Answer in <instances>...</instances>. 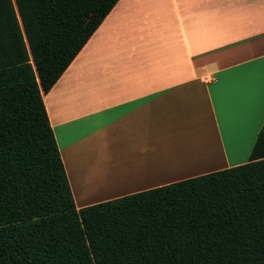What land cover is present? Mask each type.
<instances>
[{
	"label": "crops",
	"instance_id": "obj_1",
	"mask_svg": "<svg viewBox=\"0 0 264 264\" xmlns=\"http://www.w3.org/2000/svg\"><path fill=\"white\" fill-rule=\"evenodd\" d=\"M44 100L78 208L246 163L264 0H119Z\"/></svg>",
	"mask_w": 264,
	"mask_h": 264
},
{
	"label": "trees",
	"instance_id": "obj_2",
	"mask_svg": "<svg viewBox=\"0 0 264 264\" xmlns=\"http://www.w3.org/2000/svg\"><path fill=\"white\" fill-rule=\"evenodd\" d=\"M119 0H0V264H264L249 161L78 208L44 100Z\"/></svg>",
	"mask_w": 264,
	"mask_h": 264
}]
</instances>
